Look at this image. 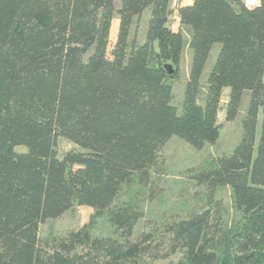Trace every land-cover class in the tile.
Segmentation results:
<instances>
[{
  "label": "trees",
  "instance_id": "1",
  "mask_svg": "<svg viewBox=\"0 0 264 264\" xmlns=\"http://www.w3.org/2000/svg\"><path fill=\"white\" fill-rule=\"evenodd\" d=\"M119 1L0 0V264H153L144 258L154 251L152 233L133 239L141 213L119 197L172 136L196 148L217 138L228 87L227 120L251 92L242 138L200 178L230 186L241 219L215 230L210 209L196 213L172 226L171 251L184 250L175 264H264V0H192L178 8L177 31L173 0ZM147 8L146 40L137 43L132 26ZM183 27L192 60L178 112L169 79L180 71ZM59 137L80 149L60 157ZM79 205L94 209L90 222L41 236L43 223ZM105 216L112 232L96 234Z\"/></svg>",
  "mask_w": 264,
  "mask_h": 264
},
{
  "label": "rangeland",
  "instance_id": "2",
  "mask_svg": "<svg viewBox=\"0 0 264 264\" xmlns=\"http://www.w3.org/2000/svg\"><path fill=\"white\" fill-rule=\"evenodd\" d=\"M248 5H254L259 0H245ZM117 7L120 1L116 0ZM192 0H173L172 13L169 25L173 30H179L178 8L191 4ZM151 10L147 8L140 17H135L131 36L137 43L146 40L147 25ZM119 19L113 20L110 36V48L116 41ZM180 26V27H179ZM185 36L182 62L179 73L173 75L169 81L173 85L172 104L181 112L187 82L190 78L192 49L189 46L190 31L183 27ZM221 43H215L205 64L201 83L202 91L200 102L203 103L206 93V84L221 49ZM230 88H225L222 93L218 124L220 132L214 141L207 142L202 148H196L179 136H172L161 152L156 163L144 173H135L129 183L123 188L119 197L120 203L130 204L141 215L135 226L134 240L142 235L152 233V250L158 251V258L146 254L144 258L153 264H175L184 255V250L171 251V228L177 222L190 218L196 213L210 209L214 215V229H229L241 219V212L236 208L231 187L228 185L213 186L200 178L201 171L209 169L216 157L231 153L240 142L243 134V118L250 101L251 92L245 90L242 104L234 120L226 119L227 104ZM262 128V114L259 115L257 126V140ZM59 156H64L68 151L79 150V146L65 137L58 138L57 145ZM19 152L27 151L23 145L17 146ZM94 209L88 205H79L66 212L57 219H51L41 225L42 237L54 234H63L69 230H76L91 220ZM96 224V234L109 235L112 232L108 216L100 218Z\"/></svg>",
  "mask_w": 264,
  "mask_h": 264
},
{
  "label": "water",
  "instance_id": "3",
  "mask_svg": "<svg viewBox=\"0 0 264 264\" xmlns=\"http://www.w3.org/2000/svg\"><path fill=\"white\" fill-rule=\"evenodd\" d=\"M166 67H167V68H169V72H170V73H172V72H173V68H172V66H171V65L167 64V65H166Z\"/></svg>",
  "mask_w": 264,
  "mask_h": 264
},
{
  "label": "crops",
  "instance_id": "4",
  "mask_svg": "<svg viewBox=\"0 0 264 264\" xmlns=\"http://www.w3.org/2000/svg\"><path fill=\"white\" fill-rule=\"evenodd\" d=\"M179 24H180V20H179ZM180 27V26H179ZM175 31H177V30H175Z\"/></svg>",
  "mask_w": 264,
  "mask_h": 264
}]
</instances>
